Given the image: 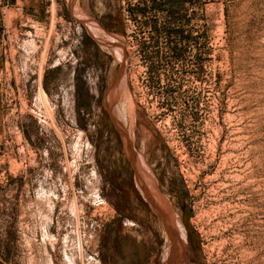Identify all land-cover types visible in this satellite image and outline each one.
<instances>
[{"label": "rangeland", "instance_id": "rangeland-1", "mask_svg": "<svg viewBox=\"0 0 264 264\" xmlns=\"http://www.w3.org/2000/svg\"><path fill=\"white\" fill-rule=\"evenodd\" d=\"M43 3L0 8V264H138L128 148L202 264H264V0Z\"/></svg>", "mask_w": 264, "mask_h": 264}, {"label": "flooded vegetation", "instance_id": "flooded-vegetation-1", "mask_svg": "<svg viewBox=\"0 0 264 264\" xmlns=\"http://www.w3.org/2000/svg\"><path fill=\"white\" fill-rule=\"evenodd\" d=\"M105 21L103 18L102 24L108 27ZM119 21L114 23L116 27ZM128 163L131 176L125 187L127 191L123 193L122 206L114 205L123 218L124 235L132 256L138 259V264H202L196 250L185 244L188 241L167 210L170 205L160 195L158 183L138 171L134 154L129 151ZM148 178L154 186L148 183Z\"/></svg>", "mask_w": 264, "mask_h": 264}, {"label": "crops", "instance_id": "crops-1", "mask_svg": "<svg viewBox=\"0 0 264 264\" xmlns=\"http://www.w3.org/2000/svg\"><path fill=\"white\" fill-rule=\"evenodd\" d=\"M12 1L11 10L15 11L16 19L22 20L24 17V13L28 17H33L38 20V24L41 23L42 27L44 28V23H46L47 19L49 18L47 15H44V0H20L21 1V8H17L14 4V0ZM1 8V7H0ZM1 10H0V27H1ZM33 31V30H31Z\"/></svg>", "mask_w": 264, "mask_h": 264}, {"label": "built area", "instance_id": "built-area-1", "mask_svg": "<svg viewBox=\"0 0 264 264\" xmlns=\"http://www.w3.org/2000/svg\"><path fill=\"white\" fill-rule=\"evenodd\" d=\"M14 4L17 8H21V1L20 0H14ZM12 1L11 0H0V7L2 8H11Z\"/></svg>", "mask_w": 264, "mask_h": 264}, {"label": "bare ground", "instance_id": "bare-ground-1", "mask_svg": "<svg viewBox=\"0 0 264 264\" xmlns=\"http://www.w3.org/2000/svg\"><path fill=\"white\" fill-rule=\"evenodd\" d=\"M105 45V44H104ZM127 147H129V144L127 143ZM128 151L129 152H131V150H129V148H128ZM133 152V151H132ZM131 152V153H132ZM129 155H130V153H129ZM130 157H131V155H130ZM132 158V157H131ZM149 179V178H148ZM147 179V180H148ZM148 183L150 184V185H153V183L150 181V179L148 180ZM154 186V185H153ZM158 199H160L162 202H163V200H162V198L158 195ZM163 204H164V202H163ZM181 252H182V250H181Z\"/></svg>", "mask_w": 264, "mask_h": 264}, {"label": "water", "instance_id": "water-1", "mask_svg": "<svg viewBox=\"0 0 264 264\" xmlns=\"http://www.w3.org/2000/svg\"><path fill=\"white\" fill-rule=\"evenodd\" d=\"M110 45H111V44H110ZM120 71H122V67H121Z\"/></svg>", "mask_w": 264, "mask_h": 264}]
</instances>
